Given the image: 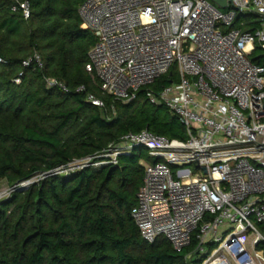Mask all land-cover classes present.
I'll return each instance as SVG.
<instances>
[{
	"label": "built area",
	"instance_id": "1",
	"mask_svg": "<svg viewBox=\"0 0 264 264\" xmlns=\"http://www.w3.org/2000/svg\"><path fill=\"white\" fill-rule=\"evenodd\" d=\"M17 3L28 17L27 1ZM237 10L258 23L235 26ZM78 13L95 36L85 68L102 93L130 101L177 70V80L146 94L180 117L186 138L128 132L90 162L117 164L138 147L155 159L141 160L131 208L141 236H163L176 250L195 238L201 253L212 252L202 264H240L233 250L242 242L249 264H264V66L250 59L255 46L264 54V0H227L226 7L214 0H84ZM32 61L42 65L37 52L23 65ZM46 81L66 89L54 77ZM87 99L104 105L94 93Z\"/></svg>",
	"mask_w": 264,
	"mask_h": 264
},
{
	"label": "trees",
	"instance_id": "2",
	"mask_svg": "<svg viewBox=\"0 0 264 264\" xmlns=\"http://www.w3.org/2000/svg\"><path fill=\"white\" fill-rule=\"evenodd\" d=\"M18 1H27L28 17ZM83 1L0 0V183L18 187L41 176L0 201V264H202L195 238L181 250L163 236L149 242L131 216L141 160H155L145 149L120 154L117 164H90L128 132L187 133L174 111L146 94L177 80L174 66L130 101L101 92L85 68L95 36L81 27ZM254 16L237 12L234 25L251 28ZM34 52L42 65H23ZM250 59L264 66L259 46ZM89 92L104 105L92 104ZM73 161L82 164L56 172Z\"/></svg>",
	"mask_w": 264,
	"mask_h": 264
},
{
	"label": "rangeland",
	"instance_id": "3",
	"mask_svg": "<svg viewBox=\"0 0 264 264\" xmlns=\"http://www.w3.org/2000/svg\"><path fill=\"white\" fill-rule=\"evenodd\" d=\"M223 10H225L223 8ZM237 12L239 13V15H241L243 18H246V16L248 14H251L250 12L248 11H241V10H237ZM257 18V16H254V19ZM81 161H73L70 163V166L69 168H78L79 166H81ZM67 170V169H66ZM41 178L38 177L36 178V182L39 181ZM30 183L28 182H24L22 184H20V188L23 189L28 187ZM16 189H18V187H13L11 186L10 184H8L6 182V180H2L1 183H0V201L1 200H5V199H8L9 197H11L13 195L14 192H16ZM251 238H248V241H250ZM241 241V240H240ZM233 249V248H232ZM234 252V255L236 256V258L239 260L240 264H249L251 259L249 257V255L246 253L243 245H242V242H241V245L240 246H236L235 249L233 250ZM212 252L211 251H206L204 252V257L205 258L207 255H210ZM218 254V252H216L214 255ZM203 260V259H202ZM217 261H214L212 262L211 264H218L216 263ZM225 264H229V261L228 260H225Z\"/></svg>",
	"mask_w": 264,
	"mask_h": 264
},
{
	"label": "water",
	"instance_id": "4",
	"mask_svg": "<svg viewBox=\"0 0 264 264\" xmlns=\"http://www.w3.org/2000/svg\"><path fill=\"white\" fill-rule=\"evenodd\" d=\"M217 2L221 7H226L227 6V0H214Z\"/></svg>",
	"mask_w": 264,
	"mask_h": 264
}]
</instances>
